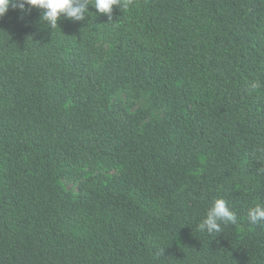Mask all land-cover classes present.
I'll return each instance as SVG.
<instances>
[{"label":"trees","instance_id":"trees-1","mask_svg":"<svg viewBox=\"0 0 264 264\" xmlns=\"http://www.w3.org/2000/svg\"><path fill=\"white\" fill-rule=\"evenodd\" d=\"M41 15L0 18V264H264V0Z\"/></svg>","mask_w":264,"mask_h":264},{"label":"clouds","instance_id":"clouds-1","mask_svg":"<svg viewBox=\"0 0 264 264\" xmlns=\"http://www.w3.org/2000/svg\"><path fill=\"white\" fill-rule=\"evenodd\" d=\"M89 5L111 19L113 9L127 8L129 0H0V18L6 16L10 8L19 9L22 13L36 8L42 10L41 20L51 28H56L62 16L73 21H84ZM247 215L251 224H264V203L250 207ZM236 221V213L230 209L228 202L218 198L207 209L205 217L198 224V230L212 234L221 230V222L235 224Z\"/></svg>","mask_w":264,"mask_h":264}]
</instances>
